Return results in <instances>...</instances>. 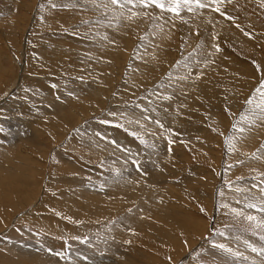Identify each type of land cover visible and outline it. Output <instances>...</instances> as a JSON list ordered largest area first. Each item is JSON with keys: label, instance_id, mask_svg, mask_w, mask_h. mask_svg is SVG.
<instances>
[{"label": "rangeland", "instance_id": "rangeland-1", "mask_svg": "<svg viewBox=\"0 0 264 264\" xmlns=\"http://www.w3.org/2000/svg\"><path fill=\"white\" fill-rule=\"evenodd\" d=\"M135 2L0 0V179L30 174L27 188L0 182V264H41L48 248V264H78L82 250L121 264H264V228L246 218L264 220V119L241 120L264 91V0L179 16ZM205 36L217 50L199 49ZM121 164L144 173L121 178ZM115 178L140 198L107 196ZM85 189L104 198L99 209ZM158 201L204 233H172Z\"/></svg>", "mask_w": 264, "mask_h": 264}, {"label": "bare ground", "instance_id": "bare-ground-1", "mask_svg": "<svg viewBox=\"0 0 264 264\" xmlns=\"http://www.w3.org/2000/svg\"><path fill=\"white\" fill-rule=\"evenodd\" d=\"M65 1V0H64ZM42 5V4H41ZM63 15V14H62ZM204 15H205V13H204ZM206 17H208V16H206ZM203 17H201V19H202ZM210 19V18H209ZM208 19V20H209ZM213 19V18H212ZM223 19V18H222ZM103 20V19H102ZM196 20V19H195ZM200 20V19H199ZM214 20V19H213ZM203 21H204V25H205V20L203 19ZM210 21V20H209ZM215 21V20H214ZM201 22V21H200ZM223 22V21H222ZM196 23V22H195ZM37 24V23H36ZM198 24V23H197ZM227 24V23H226ZM199 25V24H198ZM201 25H203V24H201ZM208 25V24H207ZM121 27V26H120ZM190 27H191V25H190ZM202 28L201 29H203V32L204 33H206V32H208V30L206 31V29L204 28V26H201ZM102 29V28H101ZM200 29V30H201ZM194 30V29H193ZM234 30H236V29H234ZM206 31V32H205ZM181 32V31H180ZM185 32V31H184ZM187 32V31H186ZM236 32V31H235ZM237 33V32H236ZM187 34V33H186ZM208 34H210V33H208ZM180 35V34H179ZM204 35V34H203ZM188 37H190V36H188ZM204 37V36H203ZM202 37V38H203ZM192 38H194V37H192ZM204 39V41H203V43L201 44L202 45V47H199V49H204L203 47H211L213 44H208V40H209V38H208V36H205V38H203ZM194 40V39H193ZM191 41V40H190ZM248 41V40H247ZM104 42V41H103ZM193 42V41H192ZM103 45H105L104 43H103ZM215 45H213V47H214ZM88 47V46H87ZM99 47V46H98ZM215 47H217V46H215ZM212 48V50H217V48ZM58 48V47H57ZM189 49H190V47H189ZM209 49V48H208ZM259 49V48H258ZM102 50L103 51H105L106 53H109L108 52V50L109 49H103V48H100L97 52H102ZM42 51V50H41ZM62 51V50H61ZM65 51V50H64ZM63 51V52H64ZM160 51V50H159ZM162 51H163V49H162ZM161 51V52H162ZM204 51V50H203ZM60 52V51H59ZM201 52V51H200ZM66 53V52H65ZM104 53V52H103ZM105 53V54H106ZM130 53V52H129ZM197 53V52H196ZM218 53H220V52H218ZM60 54V53H59ZM64 54V53H63ZM110 54V53H109ZM168 54V53H167ZM222 54V53H221ZM220 54V55H221ZM163 54H161V56H162ZM166 56H168V55H166ZM53 59V58H52ZM107 59V58H106ZM169 59V58H168ZM46 60H47V62L48 61H50V62H52V64H53V60H49V58H46ZM228 60V59H227ZM50 62H48V63H50ZM149 62V61H148ZM151 63V62H150ZM236 66V65H235ZM237 67V66H236ZM235 67V68H236ZM239 67H240V65H239ZM239 67H238V69H239ZM170 68V67H169ZM232 68V67H231ZM241 68V67H240ZM246 69V68H245ZM23 71V70H22ZM248 71V70H247ZM70 72V71H69ZM69 72H67V74L69 73ZM230 72V71H229ZM244 72V71H243ZM85 73H87V72H85ZM77 75V74H76ZM189 76V75H188ZM208 77V76H207ZM83 78H86V77H83ZM107 78V77H106ZM144 78V77H143ZM239 78V77H238ZM174 79V78H173ZM139 80V79H138ZM138 80H136V83H139L140 81H141V79H140V81H138ZM80 81V80H79ZM78 81V82H79ZM143 81V80H142ZM243 81V80H242ZM144 82V81H143ZM88 83V82H87ZM96 83V82H95ZM151 84V83H150ZM236 84V83H235ZM140 85V84H139ZM168 86V85H167ZM201 86V85H200ZM208 88H210V87H208ZM191 90V89H190ZM207 90V89H206ZM169 92V91H168ZM208 93H210V92H208ZM213 93V92H212ZM204 94H206V93H204ZM209 95V94H208ZM196 96V95H195ZM7 97V96H6ZM181 98H182V96H181ZM235 98V97H234ZM187 99V98H186ZM164 109V108H163ZM170 110H172V109H170ZM151 112V111H150ZM150 114V113H149ZM153 114V113H152ZM167 115V114H166ZM104 117H106V116H104ZM239 117V116H238ZM159 118V117H158ZM168 118V117H167ZM166 120V119H165ZM172 121V120H171ZM143 122V121H142ZM169 123V122H168ZM93 124V123H92ZM150 125L152 124V123H149ZM149 124H147V125H149ZM171 124V123H170ZM152 127L154 126V127H156L155 125H151ZM97 127V126H96ZM153 127V128H154ZM32 128V127H31ZM95 128V127H94ZM56 129V128H55ZM38 130V129H37ZM138 130V128H136V127H133V132H135L136 133V131ZM140 130L142 131V132H144L145 130L144 129H142V128H140ZM17 131H18V133H19V138L18 139H20V137H22L23 138V136H22V134H20V133H23L24 131H25V134H24V136H25V138L26 137H28L29 139V141L32 139V138H35V136H34V134H36L37 133V131L36 130H34L35 131V133H34V131H33V133L32 134H29V133H27V132H29V131H27V130H23V132L21 131V129H17ZM27 131V132H26ZM233 132V131H232ZM100 133H101V130H100ZM156 133V132H155ZM54 134V133H53ZM60 134V133H59ZM108 134V133H107ZM109 135V134H108ZM158 135L160 136L161 134H159L158 133ZM163 135V134H162ZM161 135V136H162ZM165 135V134H164ZM110 136V135H109ZM146 137H148V136H146ZM163 137H165V136H163ZM17 138V137H16ZM21 138V139H22ZM111 138V137H110ZM161 138V137H160ZM167 138V137H166ZM15 139V138H14ZM17 139V140H18ZM33 140V139H32ZM157 141H158V139H156ZM163 140H165V139H163ZM6 141V140H5ZM7 142V141H6ZM34 142V141H33ZM164 142V141H163ZM5 143V142H4ZM36 143V142H35ZM33 143H31V145H32ZM162 144V143H161ZM4 145V144H3ZM34 145H36V144H34ZM11 146V144L9 143V144H7V148L8 147H10ZM86 146V145H85ZM169 146V145H168ZM5 147V146H4ZM5 147V148H6ZM33 147H35V146H33ZM87 147V146H86ZM37 148V147H36ZM88 148V147H87ZM172 148V147H171ZM35 150V149H34ZM36 151V150H35ZM176 152V151H175ZM62 154V153H61ZM61 154H60V156H61ZM27 156V155H26ZM27 158V157H26ZM61 160L63 159V160H65V158H62V156H61V158H60ZM25 160V159H24ZM4 162H6V161H4ZM114 163H116V162H114ZM132 163V162H131ZM3 164V163H2ZM1 164V165H2ZM126 164V163H125ZM130 164V163H129ZM21 166H24V165H21ZM26 166V170H30V166H28L27 167V165H25ZM35 166V165H34ZM120 166V167H119ZM151 166V165H150ZM118 167H119V169H121V178L122 177H128V176H133V178L134 179H137V178H135L136 176H134L137 172H141V173H144V172H142V171H140V170H137L136 169V172H134L133 171V169H132V171L135 173H131V170H129L130 168H128V167H126V166H124V165H118ZM134 167V166H133ZM146 167V166H145ZM9 168H12V167H9ZM135 168V167H134ZM139 168H141V167H139ZM144 168V167H143ZM149 168H151V167H149ZM128 169V170H127ZM148 170V169H147ZM17 171V170H16ZM126 171H128V174H127V172ZM7 172V171H6ZM31 172V171H30ZM173 172V171H172ZM12 173H14V174H12ZM32 173H33V171H32ZM29 174V173H28ZM28 174H26V175H24V174H16L15 173V171H14V168H13V170H11V169H8V172L6 173V179L4 178V179H0V182L2 181V182H5L6 184H7V182H8V184H9V186H11L12 184H14V183H16V186L14 185V186H11V187H16V188H20V187H23V188H27L26 186H24L25 184H27V186L29 185V182H30V177H29V175ZM116 174H118V173H116ZM146 174V173H145ZM4 175V174H3ZM120 175V174H119ZM144 175V174H143ZM116 176V175H115ZM118 176V175H117ZM140 176V175H139ZM163 176H164V174H163ZM121 178H119V179H121ZM165 178V177H164ZM117 178H115L114 180L116 181H114V183H112V185H110V184H108V185H110L111 187L107 190L106 188V190L108 191V192H104L107 196H109L110 198H114V197H118V195H123V196H126L127 198H133V197H135L138 193H139V191L140 190H135V191H133L131 188L132 187H130L129 185L130 184H127L126 183V181H122L121 180V182H118L117 180H116ZM132 179V178H131ZM130 179V180H131ZM153 181V180H152ZM126 185H128L127 187L125 186V184ZM162 184H164V183H162ZM3 185V184H2ZM172 186L171 187H174V185L173 184H171ZM81 186H83V185H81ZM140 187V186H139ZM84 188V187H83ZM90 188V187H89ZM108 188V187H107ZM141 188V187H140ZM190 188H191V186H190ZM98 189V188H97ZM88 189H85V190H82L81 191V193H80V195L81 196H87V201H89V203L91 202V205H93L94 207H97V204H102V203H104L105 201H104V198L103 197H101V196H99V195H96V194H92V193H90L89 195H87V193H86V191H87ZM132 190V191H131ZM91 191V190H90ZM103 191V190H102ZM105 191V190H104ZM192 191V190H191ZM94 192V191H93ZM99 192H100V190H99ZM128 192H131L133 195H135V196H132V194L130 195ZM196 192H198V191H196ZM145 194V193H144ZM198 194V193H197ZM80 195H76L75 197H74V199H73V201H76V198H77V196H80ZM94 195V196H93ZM142 195V194H141ZM137 196H139V195H137ZM218 196V195H217ZM60 197V196H59ZM90 197V198H89ZM122 197V196H121ZM145 197V196H144ZM161 197V196H160ZM205 197V196H204ZM83 198V197H82ZM139 198H140V196H139ZM153 198H154V196H153ZM163 198H164V196H163ZM177 198V197H176ZM227 198V197H226ZM84 199H85V197H84ZM135 199H137V198H135ZM165 199V198H164ZM57 200H59V199H57ZM116 200V199H115ZM126 200V199H125ZM132 200V199H131ZM138 200V199H137ZM151 200V199H150ZM154 200V199H153ZM25 201H27V200H25ZM65 201H67V200H65ZM118 201V200H117ZM117 201H112L110 204H108V205H110L111 206V208L114 206V205H120V203L118 204L117 203ZM127 201H128V199H127ZM127 201H123V202H127ZM148 201V200H147ZM71 202V201H70ZM108 202V201H107ZM110 202V201H109ZM108 202V203H109ZM155 202H157V201H155ZM172 202V201H171ZM82 203V202H81ZM158 203H159V201H158ZM214 203V202H213ZM65 204H68V206H69V211H68V213L67 214H69V217H70V214H71V216L72 217H70V218H77V219H80V216H79V214L78 213H75L74 212V210H73V208H71L72 206H70V203H66V202H64V203H60V205H59V207L61 208V212H62V210H63V207L65 206ZM123 204V203H122ZM153 204V203H152ZM150 205V206H153V205ZM169 203H167V204H164V202H161V203H159L158 205L161 207L159 210L161 211L162 209V211L161 212H156V213H154L153 212V210L151 211V212H153L154 213V215H156L157 214V216L159 215L160 216V218L162 219V220H160V222L162 221L163 222V226L164 225H166L167 226V228L172 232V233H184V235H188L189 237L190 236H192V235H194V234H196V235H201L202 234V232L204 233V231L202 230V232H201V229H200V226H199V224L195 221L197 218H194V217H192V216H190V215H188V214H186L185 212L183 213L181 210H176L175 208H174V206H173V203L171 204L170 203V205H168ZM236 204H237V207H240V210H242V209H244V208H246V205L245 204H238V202H236ZM76 205V204H75ZM79 205V204H78ZM105 205H107V204H105ZM145 205V204H144ZM157 205V206H158ZM176 205V204H175ZM67 206V207H68ZM121 206H123V205H121ZM74 207V206H73ZM115 207V206H114ZM139 207V206H138ZM143 207V208H142ZM146 207H147V205H146ZM149 207V206H148ZM180 207V206H179ZM242 207V208H241ZM98 209H99V206L97 207ZM248 208V207H247ZM75 209V208H74ZM139 209H141V210H144L145 209V211H147L148 213H149V210H151V208H145V206H143V204H141L140 205V207H139ZM154 209V208H153ZM158 209V208H157ZM181 209V208H180ZM73 210V211H72ZM82 210H85V211H82V213H84V212H86L87 211V209H82ZM123 210V209H122ZM155 210V209H154ZM158 210V211H159ZM251 210V209H250ZM255 210V209H254ZM18 211V210H17ZM100 211V210H99ZM98 211V212H99ZM104 211V210H103ZM140 211V210H139ZM144 211V212H145ZM156 211V210H155ZM252 211H253V209H252ZM79 212V211H78ZM81 212V211H80ZM79 212V213H80ZM97 212V211H96ZM111 212V211H110ZM136 212V211H135ZM150 212V213H151ZM258 212V211H257ZM114 213V212H113ZM152 213V214H153ZM159 213V214H158ZM95 215H97V214H95ZM84 216H85V214H84ZM156 216V217H157ZM133 217V216H132ZM82 218H84V217H81V219ZM149 218V217H148ZM132 219H134V218H132ZM156 221H158L157 219H156ZM199 221V220H198ZM201 221V220H200ZM203 222V221H202ZM204 223V222H203ZM201 225V224H200ZM177 229H175V228ZM203 227V226H202ZM10 228V227H9ZM0 229H3V228H0ZM182 229H184L185 231H183ZM8 230V229H7ZM6 230V231H7ZM181 230L183 231V232H181ZM167 233V232H166ZM168 233H170V232H168ZM171 234V233H170ZM169 234V235H170ZM191 234V235H190ZM156 236V235H155ZM175 237V236H174ZM173 237V238H174ZM188 237V238H189ZM193 237V236H192ZM178 240V239H177ZM194 241V240H193ZM176 242V241H175ZM179 242H181V241H179ZM224 242V241H223ZM232 243V245L233 246H235L234 245V242H231ZM51 243H49V245H50ZM98 245V244H97ZM179 245V244H178ZM181 245V244H180ZM11 246V245H10ZM182 246V245H181ZM261 246V245H260ZM175 247V246H174ZM242 247V246H241ZM38 248V247H37ZM26 249V248H25ZM41 249V248H40ZM42 250V249H41ZM48 250V253H50L49 251V248L47 249ZM101 250V249H100ZM247 250V249H246ZM258 250V249H257ZM39 251V250H38ZM43 251H45V250H43ZM57 251V250H56ZM71 251V250H70ZM81 251V250H80ZM99 251V250H98ZM248 251H249V249H248ZM18 252V251H17ZM42 252V251H41ZM250 252V251H249ZM22 253V252H21ZM48 253H44V254H46L47 256H45V259L41 262V264H48L49 263V260H50V254H48ZM70 253V252H69ZM68 253V254H69ZM82 253H83V256H81V257H79V255L78 254H74V253H72L73 254V256H71V258H73V259H75L77 262H78V264H121V258H120V261H117V259L116 258H114V252L111 254V258H106V257H100V256H98V255H96L95 254V252L93 253V252H91V251H84V250H82ZM111 253V252H110ZM118 253V252H117ZM34 254H37V253H34ZM54 254V253H53ZM58 254V253H57ZM63 254H65V253H63ZM67 254V253H66ZM254 254V253H253ZM19 255H21V254H19ZM18 255V256H19ZM23 255V254H22ZM61 255V254H60ZM115 255H116V253H115ZM255 255V254H254ZM44 256V255H43ZM56 256V255H55ZM54 256V257H55ZM106 256V255H105ZM131 256V255H130ZM259 256V255H258ZM27 257V256H26ZM29 257V256H28ZM70 257V256H69ZM116 257V256H115ZM52 258V257H51ZM255 259V258H254ZM38 260V259H37ZM37 260L36 259H29V260H27V262H30V264H39L38 262H37ZM74 260V261H75ZM70 263H71V261H69ZM123 262H124V264H132L133 262H132V259L129 257V256H126L125 258H123ZM75 263V262H74ZM73 263V264H74ZM67 264H69L68 262H67ZM72 264V263H71ZM138 264V263H137Z\"/></svg>", "mask_w": 264, "mask_h": 264}, {"label": "snow or ice", "instance_id": "snow-or-ice-1", "mask_svg": "<svg viewBox=\"0 0 264 264\" xmlns=\"http://www.w3.org/2000/svg\"><path fill=\"white\" fill-rule=\"evenodd\" d=\"M111 3L113 5L119 4L120 0H111ZM125 3L126 4H133V0H125ZM222 3H223V0H208V2H205V0H136L134 6L143 7V8L155 6L156 8H159L162 11H168V12L174 13L175 15L179 16L180 12L185 8L188 11H193L194 9L211 7L213 5L215 6L214 10L219 12L220 11V5ZM120 6L123 7L124 5H120ZM144 14H146V13H144ZM223 14L224 13L221 12V15H223ZM136 15H140V13H137V12L132 13V16H136ZM261 89H264V83L261 84ZM257 91L260 92L259 99H257V97L255 95H253L252 98H250L246 101V103L249 105H252L253 108L249 110L248 115L241 116V120L248 121L249 123L253 122L252 118L257 115L256 110H258L260 118L264 119V91H261L260 89H258ZM102 123H107V121H102ZM233 127L235 128L236 126L233 125ZM237 131L243 132L244 129L239 128V129H237ZM228 142H229V146L231 148L232 147L231 138H229ZM237 191H240V189L237 188ZM261 192H264V188L261 189ZM248 207L249 208H255V207H257V205L255 203H249ZM233 211H236V210H233ZM260 211H264V202H262V206L260 208ZM239 214L240 213L237 212V215H239ZM246 218L249 221H255L257 227L264 228V220L257 221V218L255 216H252V215H248ZM261 239L264 240V235L261 236ZM215 247L223 248V249H225V251L231 252V249L225 248V246L223 244H217V245H215ZM252 251L255 252V251H257V249L253 247ZM261 251L264 252V250H261ZM233 254L234 255H240L238 252L233 253Z\"/></svg>", "mask_w": 264, "mask_h": 264}]
</instances>
